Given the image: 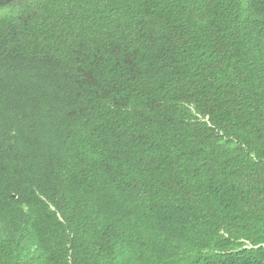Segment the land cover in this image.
Returning <instances> with one entry per match:
<instances>
[{"label": "trees", "instance_id": "1", "mask_svg": "<svg viewBox=\"0 0 264 264\" xmlns=\"http://www.w3.org/2000/svg\"><path fill=\"white\" fill-rule=\"evenodd\" d=\"M0 264H264V0H0Z\"/></svg>", "mask_w": 264, "mask_h": 264}]
</instances>
